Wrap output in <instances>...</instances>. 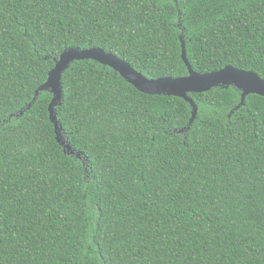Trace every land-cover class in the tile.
<instances>
[{
  "label": "trees",
  "instance_id": "trees-1",
  "mask_svg": "<svg viewBox=\"0 0 264 264\" xmlns=\"http://www.w3.org/2000/svg\"><path fill=\"white\" fill-rule=\"evenodd\" d=\"M183 42L197 72L264 78V0H0V264H264V97L190 93V124L185 99L76 61L55 108L75 154L34 101L68 48L177 78Z\"/></svg>",
  "mask_w": 264,
  "mask_h": 264
},
{
  "label": "water",
  "instance_id": "water-1",
  "mask_svg": "<svg viewBox=\"0 0 264 264\" xmlns=\"http://www.w3.org/2000/svg\"><path fill=\"white\" fill-rule=\"evenodd\" d=\"M182 57L188 67V74L181 77H159L149 78L142 72L136 70L129 62L119 58L116 54L108 52L102 48L92 47L86 49L68 48L64 50L54 68L50 71L47 81L35 92L34 101L41 91H50L53 98L50 103V120L54 124L59 143L64 146L67 153L75 154L72 146L66 143L62 133L55 108L62 103L63 87L62 77L70 65L76 61L94 60L111 67L118 72L130 84L138 90L151 95L177 96L185 99L192 107V124L198 114V105L190 97V93H201L210 91L216 87L229 88L236 87L242 93L241 104H245L246 97L256 94L264 97V78L258 73L250 70L239 69L234 66H226L223 69L200 73L193 69L187 57L186 45L182 44ZM32 103L28 105L31 108ZM24 111L20 112L22 115ZM80 156V154H78Z\"/></svg>",
  "mask_w": 264,
  "mask_h": 264
}]
</instances>
